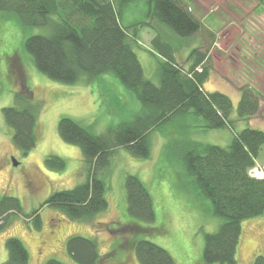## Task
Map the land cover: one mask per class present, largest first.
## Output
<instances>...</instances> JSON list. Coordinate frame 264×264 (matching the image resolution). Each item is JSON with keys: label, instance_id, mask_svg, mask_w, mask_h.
Masks as SVG:
<instances>
[{"label": "rangeland", "instance_id": "obj_1", "mask_svg": "<svg viewBox=\"0 0 264 264\" xmlns=\"http://www.w3.org/2000/svg\"><path fill=\"white\" fill-rule=\"evenodd\" d=\"M185 1L189 12L201 22L200 30L190 38H180L165 25L147 19L148 6L143 0L124 6L118 20L123 27L149 21L151 27L138 31L133 50L144 77L155 85H159L160 57L150 42L156 33L172 46L176 61L186 69L191 51H208L213 70L204 89L230 98L233 129L205 130L201 118L180 115L151 133L149 158L118 149L99 175L105 184L107 208L89 222L69 220L44 205L54 192L72 189L86 180L81 151L60 138L58 122L71 118L102 134L130 120L142 106L112 75L90 81L82 78L74 84L49 79L37 70L24 47L28 37L47 34L48 30L24 26L16 15L0 13V198L15 197L22 207V214L11 215L7 228L0 232V264L7 260L5 241L9 237L22 242L28 264H45L49 259L76 264L66 251V240L72 236L96 240L97 264H139L133 244L140 240L166 250L174 264H204V235L216 231L223 219L213 215L209 200L193 187L180 156L194 143L226 147L234 132L247 127L264 131V111L248 123L239 120L236 112L238 88L246 85L264 93V0ZM20 93L29 97L30 103L40 104L37 142L25 151L14 144L13 130L2 114L3 108L18 104ZM49 156L62 159L64 168L51 170L46 165ZM262 164L264 144L256 159V166L263 168ZM127 175L137 177L148 191L153 222L128 213ZM38 209L39 230L25 216ZM241 226L236 264H252L255 257H264V214L243 221Z\"/></svg>", "mask_w": 264, "mask_h": 264}, {"label": "trees", "instance_id": "obj_2", "mask_svg": "<svg viewBox=\"0 0 264 264\" xmlns=\"http://www.w3.org/2000/svg\"><path fill=\"white\" fill-rule=\"evenodd\" d=\"M133 1L136 0H0V13L16 15L24 26L48 30L24 42L39 72L64 84L112 75L142 106L130 120L102 134L71 118L59 120L60 138L81 151L86 180L72 189L54 192L44 205L69 220L89 222L106 210L105 184L99 175L115 152L121 148L132 156L149 158L151 133L177 116L199 117L205 130L233 129L230 98L204 89L213 70L208 51H191L186 69L176 61L172 46L156 33L150 44L160 57L159 85L144 77L133 46L140 28L151 27L150 23L147 20L123 27L118 20L123 7ZM143 1L148 6L146 18L165 25L180 38H190L201 28L185 0ZM238 92L237 117L248 123L264 111V96L246 85ZM28 99L20 93L15 107L2 109L5 122L13 130L14 144L24 151L36 145L40 110V104L34 105ZM263 144L264 131L247 127L234 132L226 147L194 143L181 153L185 175L198 194L209 200L213 215L223 219L216 231L204 235V264H236L242 222L264 214V180L249 175ZM46 165L56 171L65 166L55 156H49ZM124 189L128 213L153 222L151 198L141 181L127 175ZM39 211L25 214L37 230L41 227ZM18 214H22L20 201L12 196L1 197L0 232L7 228L11 215ZM5 247L8 257L1 264H28V252L19 239L7 238ZM133 249L139 264H174L170 254L153 242L137 241ZM66 251L76 264L100 261L95 239L72 236L66 240ZM45 264L63 263L49 259ZM252 264H264V257H255Z\"/></svg>", "mask_w": 264, "mask_h": 264}, {"label": "built area", "instance_id": "obj_3", "mask_svg": "<svg viewBox=\"0 0 264 264\" xmlns=\"http://www.w3.org/2000/svg\"><path fill=\"white\" fill-rule=\"evenodd\" d=\"M251 176H254L258 179H264V167L263 168H254L250 171Z\"/></svg>", "mask_w": 264, "mask_h": 264}, {"label": "crops", "instance_id": "obj_4", "mask_svg": "<svg viewBox=\"0 0 264 264\" xmlns=\"http://www.w3.org/2000/svg\"><path fill=\"white\" fill-rule=\"evenodd\" d=\"M256 4H257V3H256ZM256 4H254V6L252 7V9H253V8H256ZM261 15H264V11H263V13H262ZM258 91H259V90H258ZM238 93H239V92H238ZM259 93H261V94L264 96V93H263V92H260V91H259ZM251 120H252V118H251ZM251 120H250V121H251ZM262 165H264V164H262Z\"/></svg>", "mask_w": 264, "mask_h": 264}]
</instances>
